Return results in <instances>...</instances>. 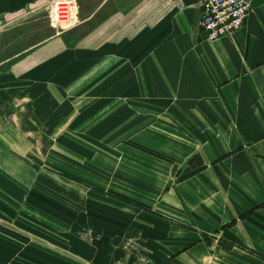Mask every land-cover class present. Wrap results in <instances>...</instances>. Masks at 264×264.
<instances>
[{"label":"crops","instance_id":"crops-1","mask_svg":"<svg viewBox=\"0 0 264 264\" xmlns=\"http://www.w3.org/2000/svg\"><path fill=\"white\" fill-rule=\"evenodd\" d=\"M51 1L0 0V195L31 193L36 129H75L82 189L56 241L0 217V264H264V0L217 40L201 0H77L63 30Z\"/></svg>","mask_w":264,"mask_h":264},{"label":"rangeland","instance_id":"rangeland-1","mask_svg":"<svg viewBox=\"0 0 264 264\" xmlns=\"http://www.w3.org/2000/svg\"><path fill=\"white\" fill-rule=\"evenodd\" d=\"M75 10H74V16L72 19V23L69 24L67 27H59L60 30L67 29L75 24L77 15L79 13L80 9V3L75 0ZM140 0H131V6L133 8L135 6H139ZM86 4L88 6L85 7V10H90L89 2L87 1ZM50 6V4H49ZM118 10V9H117ZM50 12V9H49ZM41 16V12H39ZM36 13L33 14L30 18V20L35 19ZM50 15V13H49ZM39 16V17H40ZM37 18V16H36ZM50 18V17H49ZM43 18H38V21H41ZM50 23L54 27L53 22L50 18ZM2 31V28H0V41L6 40V37ZM0 44H2L0 42ZM4 54H7V51L4 50ZM68 125H73L72 123ZM24 134L25 131H20ZM25 135V134H24ZM51 137L52 141L51 144L47 143L48 137ZM26 137V135H25ZM75 138V129L74 130H67L63 129L61 131L60 129H52L49 131L45 130H37L36 134L33 139V146L28 147L25 145L24 151L27 156L30 157V162L33 164L35 169L37 170V176L35 178L34 183L31 185V193H28L27 188L21 187L20 189L22 191H15L16 188L13 187H5V190H7V193L0 195V206L2 205L4 207L3 213L0 211V217L5 218H15L19 219L20 221V231L23 233H30L34 234L37 237H43L45 235H51L52 241H56V238H58L59 235L64 234L67 228V220H72L75 218V209H61L59 207V202H69L75 204L76 202V194L75 192L77 189H82V183L77 180L74 177L75 174V151L74 146H62L59 144V142L62 139H66V141H71V139ZM66 149H68L66 151ZM63 155L64 156L63 158ZM6 171V169H5ZM12 181L14 183L17 182V179L12 178ZM83 189L85 190L84 196L88 197L86 195V188L83 186ZM102 197L105 202H123V201H131V199L127 198L123 193L109 190V191H103ZM79 196V195H77ZM91 197V196H90ZM91 199V198H90ZM88 200L90 202L91 200ZM121 200V201H120ZM84 201H86L84 199ZM35 204L36 210H27V209H7L10 207H14L16 205H19L22 207L25 204ZM43 203H47L52 208L43 210L40 207H42ZM51 212V215L49 216L50 222H49V229L44 230L43 228V219L45 218L44 214L45 212L48 213ZM60 219L66 220L65 223L61 226ZM30 225H29V224ZM65 230V231H62ZM120 244V243H117ZM126 244V243H125ZM125 244H120V246H123ZM116 264H128L124 262V260L119 259L117 260ZM137 264H142L139 261ZM143 264H152L151 260L149 258H146L143 261Z\"/></svg>","mask_w":264,"mask_h":264},{"label":"built area","instance_id":"built-area-1","mask_svg":"<svg viewBox=\"0 0 264 264\" xmlns=\"http://www.w3.org/2000/svg\"><path fill=\"white\" fill-rule=\"evenodd\" d=\"M75 0H52L50 18L57 28L72 23ZM201 30L209 40L230 36L239 30L251 10L249 0H201ZM2 20L0 19V24Z\"/></svg>","mask_w":264,"mask_h":264}]
</instances>
